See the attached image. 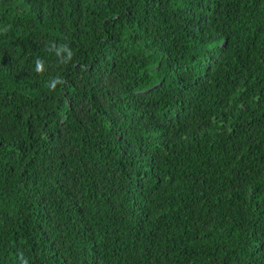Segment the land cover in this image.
Wrapping results in <instances>:
<instances>
[{"label": "trees", "instance_id": "obj_1", "mask_svg": "<svg viewBox=\"0 0 264 264\" xmlns=\"http://www.w3.org/2000/svg\"><path fill=\"white\" fill-rule=\"evenodd\" d=\"M21 253L264 264V0H0V264Z\"/></svg>", "mask_w": 264, "mask_h": 264}, {"label": "clouds", "instance_id": "obj_2", "mask_svg": "<svg viewBox=\"0 0 264 264\" xmlns=\"http://www.w3.org/2000/svg\"><path fill=\"white\" fill-rule=\"evenodd\" d=\"M45 49L57 58L58 65H68L73 60L74 51L69 43H57L55 40H52L45 45ZM34 71L41 76L47 71L46 62L43 58L36 57L34 59ZM65 83L66 81L63 77L56 75L49 78V80L45 83V87L50 92H54L58 86ZM20 259L23 264H28V260L24 258L23 253L20 254Z\"/></svg>", "mask_w": 264, "mask_h": 264}]
</instances>
